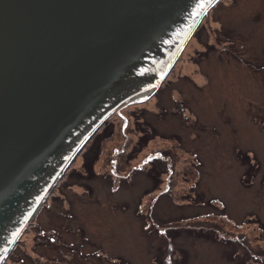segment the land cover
Segmentation results:
<instances>
[{
    "label": "rangeland",
    "instance_id": "rangeland-1",
    "mask_svg": "<svg viewBox=\"0 0 264 264\" xmlns=\"http://www.w3.org/2000/svg\"><path fill=\"white\" fill-rule=\"evenodd\" d=\"M4 264H264V0H219L114 112Z\"/></svg>",
    "mask_w": 264,
    "mask_h": 264
},
{
    "label": "water",
    "instance_id": "water-1",
    "mask_svg": "<svg viewBox=\"0 0 264 264\" xmlns=\"http://www.w3.org/2000/svg\"><path fill=\"white\" fill-rule=\"evenodd\" d=\"M219 0H0V264L116 111L163 84Z\"/></svg>",
    "mask_w": 264,
    "mask_h": 264
}]
</instances>
